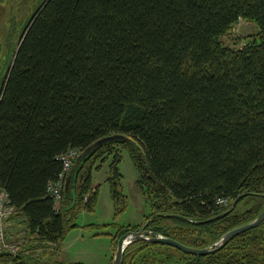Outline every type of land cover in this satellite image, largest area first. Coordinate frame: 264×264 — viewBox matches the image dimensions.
Here are the masks:
<instances>
[{"label": "trees", "instance_id": "16d2710c", "mask_svg": "<svg viewBox=\"0 0 264 264\" xmlns=\"http://www.w3.org/2000/svg\"><path fill=\"white\" fill-rule=\"evenodd\" d=\"M242 19L258 34L225 45ZM4 64L0 188L27 242L0 254V264H32L20 255L30 249L58 251L78 214L93 211L91 171L108 159L121 212L122 151L137 169L154 235L208 248L264 211V0H44ZM111 137L76 159L56 210L47 188L62 172L60 157ZM156 247L171 248L133 242L122 264H264V220L212 254L177 250V262Z\"/></svg>", "mask_w": 264, "mask_h": 264}, {"label": "rangeland", "instance_id": "374dc122", "mask_svg": "<svg viewBox=\"0 0 264 264\" xmlns=\"http://www.w3.org/2000/svg\"><path fill=\"white\" fill-rule=\"evenodd\" d=\"M43 1L0 0V76L5 72V53L18 41L25 23ZM258 32L259 26L255 22L242 19L232 26L222 41L227 46L240 47L248 36H256ZM109 162L108 159L99 169L93 167L91 171V185L97 187L93 211L83 210L78 214L75 218L77 227L65 234L58 251L36 253L33 258L30 253L23 256L31 258H26L27 261L32 264H111L118 240L116 236L113 244V236L117 230L126 227L130 229L128 231H136L131 227H137L139 230L148 223L145 217L150 213V208L137 185V169L126 151H122V160L118 165L122 174L121 190L126 197V206L121 212L115 213L107 181L110 176ZM10 241L20 247L19 240ZM48 248L50 247L46 249ZM153 251L160 257L169 254L174 256L177 262L180 260V254L172 247H156Z\"/></svg>", "mask_w": 264, "mask_h": 264}, {"label": "water", "instance_id": "95a60500", "mask_svg": "<svg viewBox=\"0 0 264 264\" xmlns=\"http://www.w3.org/2000/svg\"><path fill=\"white\" fill-rule=\"evenodd\" d=\"M112 138L113 137L105 138V139L99 140L95 144L91 145L90 147H88L85 151H83L79 155V157L77 158V161L81 160L82 157H84L88 153V151H90L93 147H95V146H97V145H99L105 141H108L109 139H112ZM73 171H74L73 169L70 170V173L68 174V177L65 181V187H64L65 192L68 191ZM234 207H235V202H233L231 208L228 211H226L225 213H223L222 215L229 213ZM214 219H216V218H210L208 220L202 221L201 223L210 222V221H213ZM263 220H264V211L261 212L251 222L246 223L242 226L236 227V228L228 231L225 235H223L219 239V241L216 244H214L213 246L208 247V248H192V247H188V246H185L183 244H180V243H178L172 239H169L167 237H164L161 235H154L151 231L146 230V226H147V223H146L141 229H139L137 231H128V232L124 233L118 239L111 264H122V257H123L124 249L130 243L137 242V241H145L148 243L166 245V246L172 247V248H174V249H176V250H178L184 254H188V255L204 256V255L212 254V253L219 251L221 248H223L233 238L237 237L238 235H240L244 232H247V231L257 227Z\"/></svg>", "mask_w": 264, "mask_h": 264}, {"label": "built area", "instance_id": "2783aa9c", "mask_svg": "<svg viewBox=\"0 0 264 264\" xmlns=\"http://www.w3.org/2000/svg\"><path fill=\"white\" fill-rule=\"evenodd\" d=\"M78 156L79 151L77 149H70L60 157L63 166L62 172L59 175L58 181L55 184H49L47 188L48 193L54 199L56 209L59 206V201L61 199V190L65 176L69 173ZM216 204L225 205L226 200H217ZM13 211V207L9 205V199L6 191L0 188V254L5 252L15 254L17 252V245L7 239L3 229L4 224L10 219Z\"/></svg>", "mask_w": 264, "mask_h": 264}, {"label": "crops", "instance_id": "0c3cea01", "mask_svg": "<svg viewBox=\"0 0 264 264\" xmlns=\"http://www.w3.org/2000/svg\"><path fill=\"white\" fill-rule=\"evenodd\" d=\"M4 228H5V233L8 236L9 239H11L12 241L15 240H19V244H20V248H23L22 246L24 244H26L27 240L24 238V231H23V227L19 226L18 224L14 223L13 221H11L10 219L4 224ZM45 252H55L52 251L51 248H48V250L46 248L44 249H40V250H31L30 251H24L23 254L21 253V256H25L27 254L32 253L31 258H33V256L36 253H45ZM27 259H31L30 257H26ZM55 264H60V262H55Z\"/></svg>", "mask_w": 264, "mask_h": 264}, {"label": "bare ground", "instance_id": "6f19581e", "mask_svg": "<svg viewBox=\"0 0 264 264\" xmlns=\"http://www.w3.org/2000/svg\"><path fill=\"white\" fill-rule=\"evenodd\" d=\"M68 174H66V176H65V179H64V181H63V187H62V190H61V193H62V191L64 190V187H65V181H66V179H67V176ZM65 191V190H64ZM228 204V200L226 201V204L225 205H218V206H222V207H225L226 205ZM55 207V206H54ZM56 209V208H55ZM59 209V206L57 207V209L56 210H58ZM3 229H4V233H5V228H4V226H3ZM147 230V229H146ZM137 231V230H136ZM5 236L7 237V239L10 241V239L8 238V236L6 235V233H5ZM17 245V244H16ZM20 245V244H19ZM19 249V246L17 245V250Z\"/></svg>", "mask_w": 264, "mask_h": 264}]
</instances>
